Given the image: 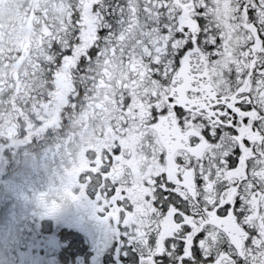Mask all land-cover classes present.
Segmentation results:
<instances>
[{
  "label": "snow or ice",
  "instance_id": "snow-or-ice-1",
  "mask_svg": "<svg viewBox=\"0 0 264 264\" xmlns=\"http://www.w3.org/2000/svg\"><path fill=\"white\" fill-rule=\"evenodd\" d=\"M24 19L33 44L0 49L19 107L0 166L50 160L33 198L92 221L87 264H264V0H29Z\"/></svg>",
  "mask_w": 264,
  "mask_h": 264
},
{
  "label": "flooded vegetation",
  "instance_id": "flooded-vegetation-1",
  "mask_svg": "<svg viewBox=\"0 0 264 264\" xmlns=\"http://www.w3.org/2000/svg\"><path fill=\"white\" fill-rule=\"evenodd\" d=\"M29 0H0V49L31 46L35 29L25 22ZM4 70L9 74L30 72L27 53L5 61ZM43 71L34 83L43 79ZM31 78V77H30ZM11 94L6 92L5 95ZM43 101V97L41 101ZM17 110L0 105V115L15 118ZM32 109L25 112L27 116ZM49 111L46 104L37 110ZM23 153L9 156V163L0 166V264H87L95 252L98 233L92 230V221L74 206L66 213L56 216L43 214V209L33 198V189L44 190L47 177L35 176L20 180L16 170L23 164ZM27 195L29 199H25ZM78 241L76 256H67L65 250L69 236Z\"/></svg>",
  "mask_w": 264,
  "mask_h": 264
},
{
  "label": "clouds",
  "instance_id": "clouds-1",
  "mask_svg": "<svg viewBox=\"0 0 264 264\" xmlns=\"http://www.w3.org/2000/svg\"><path fill=\"white\" fill-rule=\"evenodd\" d=\"M51 166L49 159L39 151L28 150V155L23 157L22 166L16 170L20 180H28L35 176H43Z\"/></svg>",
  "mask_w": 264,
  "mask_h": 264
}]
</instances>
